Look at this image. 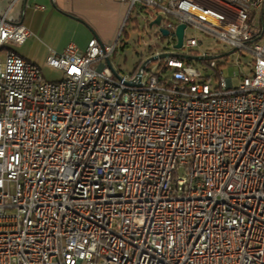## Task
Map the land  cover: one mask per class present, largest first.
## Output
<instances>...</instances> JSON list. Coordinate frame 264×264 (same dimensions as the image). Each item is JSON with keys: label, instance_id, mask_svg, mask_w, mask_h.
I'll return each mask as SVG.
<instances>
[{"label": "built area", "instance_id": "2783aa9c", "mask_svg": "<svg viewBox=\"0 0 264 264\" xmlns=\"http://www.w3.org/2000/svg\"><path fill=\"white\" fill-rule=\"evenodd\" d=\"M116 1L157 29L128 76L92 37L50 52L44 80L0 15V264H264V0ZM180 24L179 50L193 28L249 73L181 55Z\"/></svg>", "mask_w": 264, "mask_h": 264}, {"label": "crops", "instance_id": "0c3cea01", "mask_svg": "<svg viewBox=\"0 0 264 264\" xmlns=\"http://www.w3.org/2000/svg\"><path fill=\"white\" fill-rule=\"evenodd\" d=\"M126 13L127 6L116 0H0V15L30 32L14 50L40 69L50 52L68 44L84 50L96 37L113 45Z\"/></svg>", "mask_w": 264, "mask_h": 264}, {"label": "rangeland", "instance_id": "374dc122", "mask_svg": "<svg viewBox=\"0 0 264 264\" xmlns=\"http://www.w3.org/2000/svg\"><path fill=\"white\" fill-rule=\"evenodd\" d=\"M157 29L145 26L144 17L137 15L136 12L130 13L125 17L118 35L116 37V51L110 58V65L113 70L120 75H130L140 61H144L151 52V48H147L145 43L151 41L158 42L155 38ZM195 38L199 44L192 51L187 49L179 50L181 55L196 54L215 56V61L218 63V69L221 70L224 78H230L233 86H237L240 77L236 76V72L249 73L248 69L243 66V58L237 54H229L231 49L223 42L215 41L212 38L206 37L202 32L193 28H187L184 33V39ZM237 59H239L237 65ZM251 57L246 55V61ZM199 68L205 73H213L204 61L195 62ZM41 75L44 80L55 81L61 78V74L52 71L48 67H41ZM217 82L215 83V85Z\"/></svg>", "mask_w": 264, "mask_h": 264}, {"label": "water", "instance_id": "95a60500", "mask_svg": "<svg viewBox=\"0 0 264 264\" xmlns=\"http://www.w3.org/2000/svg\"><path fill=\"white\" fill-rule=\"evenodd\" d=\"M160 21V16H158L152 23L149 24V27H151L153 24L158 25ZM185 25L180 24L177 26L175 30V36H176V44L174 46L175 49L179 50L182 46V39H183V31H184ZM162 35L166 36L167 31L166 30H161ZM166 56L162 55L161 57Z\"/></svg>", "mask_w": 264, "mask_h": 264}, {"label": "bare ground", "instance_id": "6f19581e", "mask_svg": "<svg viewBox=\"0 0 264 264\" xmlns=\"http://www.w3.org/2000/svg\"><path fill=\"white\" fill-rule=\"evenodd\" d=\"M15 44H5V51H11V58L20 59V55L14 50ZM24 67L28 71H36V64L24 59Z\"/></svg>", "mask_w": 264, "mask_h": 264}]
</instances>
